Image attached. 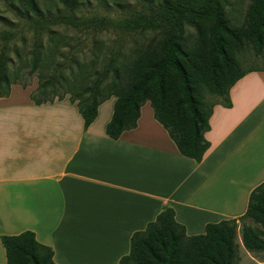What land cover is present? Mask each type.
<instances>
[{"label":"crops","instance_id":"crops-1","mask_svg":"<svg viewBox=\"0 0 264 264\" xmlns=\"http://www.w3.org/2000/svg\"><path fill=\"white\" fill-rule=\"evenodd\" d=\"M33 90L13 85L0 98V237L30 231L55 264H118L165 208L186 236L202 235L242 217L264 182V70L236 82L230 108L213 107L200 163L179 154L149 103L111 140L114 98L84 131L75 105L36 106Z\"/></svg>","mask_w":264,"mask_h":264},{"label":"trees","instance_id":"trees-1","mask_svg":"<svg viewBox=\"0 0 264 264\" xmlns=\"http://www.w3.org/2000/svg\"><path fill=\"white\" fill-rule=\"evenodd\" d=\"M55 1L69 13L59 24L73 25L80 0ZM139 1L142 9L121 26L150 36L135 46L122 64L112 57L92 74L80 68L75 71L71 65L55 63L56 49L50 44L44 48L36 42L23 62L20 54L14 53L15 65L4 46L0 50V98L9 96L11 86L26 89L36 78L37 87L29 95L32 103L40 106L67 98L77 108L84 131L95 121L99 106L114 98L113 113L105 127L111 140L135 129L141 108L149 103L155 121L166 130L179 154L200 163L210 147L204 135L210 129L213 107L230 108L229 91L236 82L264 70L242 68L235 59L248 45L257 55L263 50L264 0H254L245 27L223 19L226 0ZM14 2L25 10L27 18L33 16L29 26L35 30L54 24L44 19L37 0H0L11 8ZM53 41L50 37L49 42ZM209 97L218 101L211 102ZM246 219L255 227L242 226L243 248L250 253L263 252L264 182L251 192L242 217L208 224L202 235L186 236L173 210L163 209L144 231L132 234L129 253L118 264H239L237 221ZM0 243L6 264H55L52 250L38 243L30 231L1 236Z\"/></svg>","mask_w":264,"mask_h":264},{"label":"rangeland","instance_id":"rangeland-1","mask_svg":"<svg viewBox=\"0 0 264 264\" xmlns=\"http://www.w3.org/2000/svg\"><path fill=\"white\" fill-rule=\"evenodd\" d=\"M226 1L227 5L222 8L223 19L236 27H245L254 0ZM37 4L44 19H50L54 24H45L42 29L35 30L29 26V22L34 21L33 16L30 14L27 18L25 10L17 2H14V8L0 3V16L5 19V22L0 23V35H3V38L0 37V50L5 46L15 65L18 62L14 53H19L23 62L37 42L44 48L50 44L56 49L53 54L55 63L63 62L71 65L75 71L80 68L84 73L92 74L94 70L104 68L109 58L113 57L118 64H122L133 48L150 36V33L140 35L137 31H129L121 26L126 19L142 9L139 0H80L74 13L76 20L73 25L59 24L69 13L55 0H37ZM50 37L54 38L52 43L49 42ZM262 48L261 54L257 55L252 46L248 45L244 51L235 55V59L242 68L262 69L264 46ZM37 84L34 78L28 88L35 90ZM208 99L211 102L218 101L216 97ZM243 225L255 227L247 219L237 221L238 263L264 264V251L250 253L243 248Z\"/></svg>","mask_w":264,"mask_h":264}]
</instances>
